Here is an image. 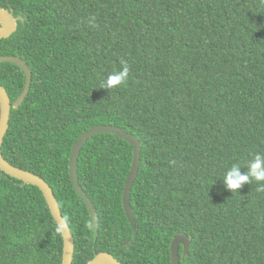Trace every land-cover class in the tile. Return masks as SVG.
<instances>
[{
	"label": "trees",
	"instance_id": "1",
	"mask_svg": "<svg viewBox=\"0 0 264 264\" xmlns=\"http://www.w3.org/2000/svg\"><path fill=\"white\" fill-rule=\"evenodd\" d=\"M24 17L0 39V57L32 71L23 105L11 110L3 157L53 188L75 242L73 264L108 252L122 264H172L171 244L191 239L181 264H264V192L238 193L223 177L264 155V0H0ZM129 67L120 87L107 77ZM26 76L0 64L14 103ZM113 125L136 137L141 164L123 192L134 148L101 133L83 146L77 194L69 166L85 132ZM39 188L0 170V264H62L63 238Z\"/></svg>",
	"mask_w": 264,
	"mask_h": 264
},
{
	"label": "water",
	"instance_id": "2",
	"mask_svg": "<svg viewBox=\"0 0 264 264\" xmlns=\"http://www.w3.org/2000/svg\"><path fill=\"white\" fill-rule=\"evenodd\" d=\"M19 22H24V17L21 15L15 16L13 9L3 8L0 3V39H7L11 37L18 29ZM12 63L19 66L26 76V83L23 92L18 99L12 103L7 90L0 84V170L8 176L17 179L24 184L32 185L40 189L42 192L49 210L57 222L63 238V258L62 264H73L75 254V242L71 229L62 215L59 203L55 197L53 188L43 178L10 164L2 154V145L4 143L5 135L9 129V121L11 110L18 109L23 105L26 97L29 95L32 86V71L25 61L16 56H2L0 57V64ZM101 133L115 134L118 137L127 141L134 148V158L132 167L125 184L123 192V206L126 217L134 232L137 231L136 220L133 213V208L130 202V193L141 164V144L140 141L126 133L123 129L113 125H98L92 127L89 131L82 134L75 143L71 157L69 173L71 181L79 197L84 201L90 211L92 220V230L97 233L99 228V216L97 210L80 185L78 177V161L81 150L86 142ZM191 239L187 235H178L174 238L171 244V260L172 264H181L180 262V246H183V257L189 254ZM88 264H122L113 254L102 252L96 254L95 257L88 262Z\"/></svg>",
	"mask_w": 264,
	"mask_h": 264
},
{
	"label": "clouds",
	"instance_id": "3",
	"mask_svg": "<svg viewBox=\"0 0 264 264\" xmlns=\"http://www.w3.org/2000/svg\"><path fill=\"white\" fill-rule=\"evenodd\" d=\"M121 64V69L107 77L103 88L111 90L125 83L129 77V67L124 61H121ZM222 180L225 188L233 194L238 193L244 185L251 184L253 180L259 185L258 191L264 192V155L255 154L247 165L246 173H242L239 164H233ZM57 231H60L59 227H57Z\"/></svg>",
	"mask_w": 264,
	"mask_h": 264
}]
</instances>
